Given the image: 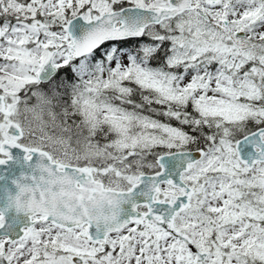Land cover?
<instances>
[{
    "label": "snow or ice",
    "instance_id": "1",
    "mask_svg": "<svg viewBox=\"0 0 264 264\" xmlns=\"http://www.w3.org/2000/svg\"><path fill=\"white\" fill-rule=\"evenodd\" d=\"M0 264H264V0H0Z\"/></svg>",
    "mask_w": 264,
    "mask_h": 264
},
{
    "label": "flooded vegetation",
    "instance_id": "2",
    "mask_svg": "<svg viewBox=\"0 0 264 264\" xmlns=\"http://www.w3.org/2000/svg\"><path fill=\"white\" fill-rule=\"evenodd\" d=\"M4 169L0 168V171H3ZM0 194H2V192H0Z\"/></svg>",
    "mask_w": 264,
    "mask_h": 264
}]
</instances>
